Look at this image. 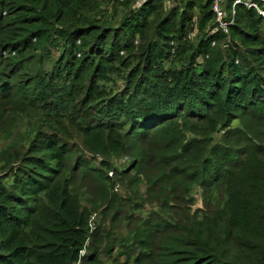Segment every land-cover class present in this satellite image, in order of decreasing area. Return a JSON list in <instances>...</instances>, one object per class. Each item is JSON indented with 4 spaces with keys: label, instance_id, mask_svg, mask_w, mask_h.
Wrapping results in <instances>:
<instances>
[{
    "label": "trees",
    "instance_id": "16d2710c",
    "mask_svg": "<svg viewBox=\"0 0 264 264\" xmlns=\"http://www.w3.org/2000/svg\"><path fill=\"white\" fill-rule=\"evenodd\" d=\"M102 2L0 0V264H264V16Z\"/></svg>",
    "mask_w": 264,
    "mask_h": 264
},
{
    "label": "rangeland",
    "instance_id": "374dc122",
    "mask_svg": "<svg viewBox=\"0 0 264 264\" xmlns=\"http://www.w3.org/2000/svg\"><path fill=\"white\" fill-rule=\"evenodd\" d=\"M104 1H105L104 3L102 2V10H104L105 16H110V12H111V14H112V13H113V10H110L109 7L113 9V6L116 4V2H114V3H109V2H108L109 0H104ZM120 1H121V0H120ZM165 1H166V0H165ZM163 2H164V0H163ZM164 4H165V3H164ZM165 6H166V4H165ZM119 10H120V9H119ZM54 54H55V56H57V52H54ZM24 124H25V126H23V127H21V126L19 125V127H18V131H16V130H17V129L15 128V127H16V123L14 122V124L12 125V129L9 131V134H8V132H6V142H5V143H4L3 140H1L3 137L1 138V133H0V151H1V149H3V148L5 147V144L8 145V143H9L10 141H13V140L19 139L20 137H22L23 134H25V130H26V128H27V125H26V123H24ZM15 131H16L17 135H16L15 137H12V136L10 135V133L13 134ZM2 134H4V133H2ZM87 157H88L89 159L92 158L91 155H87ZM98 159H99V161L101 160L100 157H99ZM99 161H97V164H99ZM116 161H117L119 164H118ZM126 161H127V159H117V160L114 161V164L117 163V164H115L114 166H117V167L120 168V167H121V165H120L121 163H125V164H127ZM122 166H123V165H122ZM109 176H110V177H114L113 172L109 173ZM115 191H117V192L119 193L121 190L119 189V187H116ZM120 193H122V191H121ZM195 200H196V201H195L194 206L192 207V210H194V211L201 210V209L203 208V200H202V197H201V192H200V190H198V191L196 192V194H195ZM93 215H95V214H92V217H93ZM96 220H98L97 215H96V217H95V219H94L95 224H96ZM105 264H113V263H112L111 261L105 260Z\"/></svg>",
    "mask_w": 264,
    "mask_h": 264
},
{
    "label": "built area",
    "instance_id": "2783aa9c",
    "mask_svg": "<svg viewBox=\"0 0 264 264\" xmlns=\"http://www.w3.org/2000/svg\"><path fill=\"white\" fill-rule=\"evenodd\" d=\"M208 1L212 3V9L216 14L217 22L220 28L223 29L225 32L228 31V26L233 24V18L235 16V6L238 4H244L248 8H255L264 16V11H261L259 7L257 6V4L254 3L252 0H235L232 5V18L230 19L231 21L230 22V21H227L228 19V15L226 12L227 0H208ZM166 2L169 3L170 0H166ZM95 217H96V214L93 215V217H91V220H90V228L92 229V231L94 230V227H95V222H94ZM89 243H90V240L88 239L85 244V247L80 253V259L88 255L87 247ZM78 264H80V262Z\"/></svg>",
    "mask_w": 264,
    "mask_h": 264
}]
</instances>
